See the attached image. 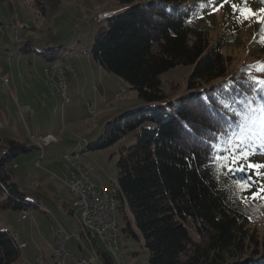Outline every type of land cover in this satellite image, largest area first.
<instances>
[{
  "label": "trees",
  "instance_id": "16d2710c",
  "mask_svg": "<svg viewBox=\"0 0 264 264\" xmlns=\"http://www.w3.org/2000/svg\"><path fill=\"white\" fill-rule=\"evenodd\" d=\"M29 1L39 13L60 4ZM117 1L128 7L98 28L92 53L100 67L123 79L148 105L108 123L86 150H102L126 132L139 131L135 143L120 149L117 161L118 201L133 220L125 233L142 239L147 264H264V252L237 259L249 223L242 193L224 168V158L239 141L264 147V84H256L264 81V44L254 47L253 63L227 72L222 51L233 36L226 31L211 43L200 24L206 18L200 0ZM31 48L27 42L21 50ZM56 50L40 55L51 62L59 57ZM187 65L193 66L189 92L167 99L160 75ZM32 150L10 139L0 146V200L7 193L3 209L39 210L40 202L20 189L12 167L16 157ZM97 252L102 264L113 263L106 251ZM19 256L13 235L0 227V264H12Z\"/></svg>",
  "mask_w": 264,
  "mask_h": 264
},
{
  "label": "rangeland",
  "instance_id": "374dc122",
  "mask_svg": "<svg viewBox=\"0 0 264 264\" xmlns=\"http://www.w3.org/2000/svg\"><path fill=\"white\" fill-rule=\"evenodd\" d=\"M200 1L206 15L200 24L207 29L211 43L226 31L228 36H233V41L222 51L228 62L227 72L253 63L254 47L261 48L264 44V11H261L264 0ZM127 7L117 0H60L55 11L39 13L29 0H0V54L11 58L8 63L0 59V127L3 128L0 146L9 138L34 147L15 158L14 179L23 192L34 193L44 203L39 210L28 213L0 206V227L13 235L20 250L19 258L12 264H76L73 258L83 256L95 257L94 264H102L97 248L106 250L100 241L94 244L93 240L88 243L83 239L81 245L68 241L65 250L70 257L63 259L57 255L50 226L52 216H55L67 227L79 229L72 217L75 199L60 180L63 168L67 165L74 171V165L86 167L91 175L88 178L98 180L110 191L111 185L116 184L120 149L135 143L139 133L135 129L126 132L110 147L86 150L89 143L103 135L108 123L123 113L148 105L123 79L100 67L92 53L98 28ZM244 8L252 13L247 20L240 15V9ZM27 42L31 43L32 51L22 52ZM50 48L57 49L58 58L69 66L63 67L62 73L67 85V102L54 86L57 78L49 81L50 75L44 73L49 62L40 53ZM260 60L264 65V56ZM192 71V65L178 66L160 75L161 90L167 99L180 98L189 92L187 82ZM6 79L8 83H5ZM38 132L47 134L35 135ZM7 134L8 138H5ZM43 136L53 139L41 151L38 139ZM244 143L248 144V141ZM244 143L235 144L229 156L238 148H246L245 155L254 153L249 156L252 163L264 164V147H259L258 143ZM78 153L82 154L81 159H65ZM82 167L80 171L76 169V173L83 172ZM228 174L229 182L242 193L241 203L249 223L243 231L246 239L237 257L244 261L247 257L255 258L254 252H264V168L249 169L244 173L228 171ZM238 182H243V186ZM6 196L7 193L0 205ZM63 204L70 205L68 213ZM44 208L50 213L44 212ZM78 213L79 210L76 216ZM111 217L117 224V245L122 253L121 263L109 253L112 264H147L148 253L142 239L136 241L124 231L127 223L133 221L126 206L122 207L118 201ZM135 233L140 237L138 232ZM192 235L199 239L195 233ZM82 245L83 249H80Z\"/></svg>",
  "mask_w": 264,
  "mask_h": 264
},
{
  "label": "built area",
  "instance_id": "2783aa9c",
  "mask_svg": "<svg viewBox=\"0 0 264 264\" xmlns=\"http://www.w3.org/2000/svg\"><path fill=\"white\" fill-rule=\"evenodd\" d=\"M0 59L8 63L10 60L9 55L0 54ZM63 67H69L64 63H56L52 65L54 72L58 74V80H64L62 73ZM8 83V80H5ZM57 89V82L54 83ZM44 139H38V148L43 151L45 148ZM43 155L40 156L36 166L39 167L40 160ZM80 169V167H79ZM60 180L68 186L70 195L75 199L72 210L78 211V216L82 217L87 221V227L91 233H94L96 241L102 243H109V250H115L116 240L110 236V224H105V216H111V212H106V206L100 205L99 193L96 191V184L83 183L81 175V183H74L73 177L68 174L66 167L63 168ZM48 212L50 213L49 209ZM51 236L54 238V243L66 258L70 257L69 253L66 252L65 246L68 241H75L74 236L69 233V230L60 223V221L52 216V223L50 226ZM76 242V241H75ZM109 254V251H108ZM76 264H94L93 260L83 256L82 258H73ZM118 259V258H117ZM120 260V259H119Z\"/></svg>",
  "mask_w": 264,
  "mask_h": 264
},
{
  "label": "bare ground",
  "instance_id": "6f19581e",
  "mask_svg": "<svg viewBox=\"0 0 264 264\" xmlns=\"http://www.w3.org/2000/svg\"><path fill=\"white\" fill-rule=\"evenodd\" d=\"M11 56H12V54H11ZM56 63H63V62L59 58L54 60V61L49 62L48 63L49 64V68L45 69L44 73H45V75H50V77H49L50 80L48 79L49 81H51L53 79V77L57 78V80H56L57 89H59V90H57V92L60 93L61 96L63 97L64 101L67 102L68 101L67 93H66L67 85H66L64 80H58V74L56 72H54V70L52 69V65L56 64ZM51 137L52 136H48V137L46 136V138H45L43 136L44 144H45L46 147L51 143V139H53V137L52 138ZM81 156H82V154L78 153V154H73L71 156H67L65 159L70 160V161H72V160L74 161V159H76V160L79 159V158L81 159ZM65 164H66V162H65ZM74 166H75L74 167L75 168L74 171H71L72 170L71 167H69L67 165L65 166L66 169H67L68 174H70L73 177L74 183H81V175H82L83 183L96 184V191L99 193L100 205L106 206V212H111V215H112L114 213V211H115V208H116V205H117V202H118L117 184H115V183L112 184L111 188H110V191H109L98 180H93L92 181V180H90L88 178V176H91V175H89L88 168L82 167L81 165H78L80 167V169H81V167L83 168V172L81 171L79 173H76V169L79 170V171H80V169H79V167L77 168V165H74ZM90 170H91V168H90ZM43 210H44V212L49 213L47 208H44ZM76 213L77 212H74L72 210V214L74 215V217H75V219L77 221L79 229H77V228H67L64 224L63 225L65 226V228H67L69 230V233H71L74 236L76 243H80V245H81L82 244L81 241L84 239L88 243H91V240H93L94 244H95L96 237H94V233H91L89 228L87 227V221L85 219H83L82 217H80V216H76ZM51 223H52V220H51ZM105 224H110V236L113 237L116 240L115 250H109V243H102V242L101 243L104 245L105 250L107 252L109 251V253H111L113 255L114 259L121 263V261H122V253L119 250L118 245H117V242H118L117 241L118 240V238H117V224L112 219L111 216H105ZM56 247H57V244H56ZM81 247L82 248H80V249H83V245ZM90 247H91V245H90ZM55 253L57 255L61 256L63 259L66 258V256L63 255V252L60 251L58 249V247H57ZM91 258H90V260H93V262L95 263V261H94L95 257L94 258L91 257Z\"/></svg>",
  "mask_w": 264,
  "mask_h": 264
},
{
  "label": "snow or ice",
  "instance_id": "6c2138e0",
  "mask_svg": "<svg viewBox=\"0 0 264 264\" xmlns=\"http://www.w3.org/2000/svg\"><path fill=\"white\" fill-rule=\"evenodd\" d=\"M230 0H223V3H229ZM233 7L235 8V5H233ZM261 11H264V9H262ZM240 15L241 17H243V19L247 20L249 18V16L252 15L251 12L248 11L247 8L244 9H240ZM257 85L260 84H264V81H256ZM254 90H259L254 89ZM262 112H264V108H262ZM261 128H262V132H264V119L261 120ZM240 144H243L244 141L241 140L239 141ZM248 151L246 148H238L236 152H232L230 154L229 157H225L224 159H226L228 162L226 165H224L225 170L229 171V172H247L249 169H260V168H264V164H255L252 163L249 159V156L254 154V153H249L248 155H245V152ZM238 157V158H237ZM213 159H215V157H213ZM241 184V186H243V182H238Z\"/></svg>",
  "mask_w": 264,
  "mask_h": 264
},
{
  "label": "crops",
  "instance_id": "0c3cea01",
  "mask_svg": "<svg viewBox=\"0 0 264 264\" xmlns=\"http://www.w3.org/2000/svg\"><path fill=\"white\" fill-rule=\"evenodd\" d=\"M0 75H1V70H0ZM1 77V76H0ZM3 78L4 77H6V75L5 76H2ZM60 94V93H59ZM61 95V94H60ZM63 98V97H62ZM64 100V99H63ZM65 102V101H64ZM1 131H3V128H1L0 127V133H2ZM14 133H16V132H14ZM47 133H42V132H38V133H36L35 135H46ZM8 135L9 134H7V136H4L5 138H8ZM48 135H52V134H48ZM9 139V138H8ZM15 141H17V140H15ZM67 155V154H66ZM46 186L47 187H49L50 189H52L53 190V187L50 185V184H46ZM31 194H33L34 195V193H31ZM35 196V195H34ZM38 199V198H37ZM38 201L40 202V199H38ZM44 203L43 202H40V205H43ZM63 208H64V210H65V213H68V209L67 208H71L70 207V205H68V204H63ZM37 211V210H36ZM72 217L74 218V220L76 221V219H75V217H74V215H72ZM69 225H71V224H69ZM66 226V225H65ZM67 227V226H66ZM75 227V226H74ZM67 228H69V227H67ZM72 228V227H71ZM76 228V227H75Z\"/></svg>",
  "mask_w": 264,
  "mask_h": 264
}]
</instances>
